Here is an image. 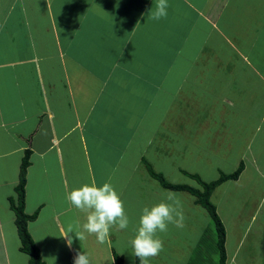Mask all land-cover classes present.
<instances>
[{
    "label": "crops",
    "instance_id": "obj_1",
    "mask_svg": "<svg viewBox=\"0 0 264 264\" xmlns=\"http://www.w3.org/2000/svg\"><path fill=\"white\" fill-rule=\"evenodd\" d=\"M157 3L0 0V264H30L29 256L21 251L10 202L16 198L21 164L28 150L25 212L38 214L29 223V231L45 264H50L46 252L54 253L50 248L53 244H61L68 255L58 256L56 264H63L65 257L68 264H74L78 252L86 253L91 264H116L118 254L110 242L99 244L95 235L87 234L82 241L76 238L87 214L77 210L67 196L93 182L98 187L110 183L115 191L120 182L129 184L128 173L136 168L134 150L138 148L135 152H140L138 163L142 164L146 150L153 145L152 133L161 131L143 126L149 115H160L158 96L166 99L162 118L180 99V109L187 113V120L182 119L183 129L188 121L196 126L198 119L214 120L210 114L196 118L203 114L198 107L191 111L197 104L189 98L196 95L202 101L209 95L215 102H223L225 121L217 122L222 130L204 131L203 136L208 134L212 145L222 138L223 149L233 156L225 160L233 166L228 175L244 165L239 179L224 182L212 194L224 190L218 202L229 224L211 199L226 227L227 264H264V130L256 131L264 122V59L259 52H247V47L254 46L249 26L241 23V35L248 37V43L242 40V50L233 43L234 28L227 32V24L240 18L238 9L259 5L263 11L264 0H168V16L159 21L152 19ZM175 21L183 24L180 31H174L179 27ZM256 29L260 33L257 40L263 44V22H258ZM212 40L216 43L211 45ZM224 46L229 50H223ZM233 50L243 59L242 65L231 61ZM205 53L211 55L207 64L217 56L227 59L229 55L227 64L216 62L228 70L227 75L244 69L239 91L232 88L234 97L229 89L226 94L216 92L224 81H215L213 88L202 77L205 73H198V60ZM257 53V57H249ZM186 87L190 88L187 92ZM124 96H131L133 103L144 100L140 118L131 112V117L129 112L122 115L123 109L116 113V104ZM208 121L203 122L202 130L211 125ZM238 132L236 153H228L234 149ZM192 206L199 210L195 196ZM213 227L217 251L212 263L210 256L188 255L185 261L178 253L161 252L149 264H219L217 231L211 217L203 228L199 226L195 247H203L206 231ZM66 234L72 239L71 247ZM123 245L119 243V247ZM119 256L129 264L123 253ZM137 261L135 257L133 264Z\"/></svg>",
    "mask_w": 264,
    "mask_h": 264
},
{
    "label": "rangeland",
    "instance_id": "obj_2",
    "mask_svg": "<svg viewBox=\"0 0 264 264\" xmlns=\"http://www.w3.org/2000/svg\"><path fill=\"white\" fill-rule=\"evenodd\" d=\"M260 6L261 1L259 2ZM259 6V5H258ZM257 5L254 7H242V9H238L239 12V20L233 23L232 25L227 24V32H230L233 28V43L242 50V40L247 41L246 37H242L240 30H242L241 23L245 28H248L249 26V37L252 38V43H254V46L252 48H248L245 46V49L247 47V52L250 51L251 53L259 52L261 54V58L264 59V43L262 44L260 41L257 40V35L259 36L260 33L256 29V25L258 22L262 23L264 26V10H259L261 7H258ZM245 8V11H244ZM231 6L228 8V14H230ZM259 14V17L257 15ZM256 20V22H255ZM189 21V20H187ZM175 21L174 25L177 24ZM222 24V23H221ZM183 24L178 22V26L174 29V31H180ZM237 27H236V26ZM258 28V27H257ZM236 33V34H235ZM258 33V34H257ZM178 34V33H176ZM264 34V33H263ZM264 41V39H262ZM216 43V40H212L211 45ZM257 45V48H256ZM223 50H229L228 46H224ZM254 51V52H253ZM232 58L231 61L234 64L242 65L243 59L236 55L235 51H232ZM229 53H227L228 55ZM258 53L255 55H250L249 57H257ZM208 53H205L200 56L199 62L197 65V71L200 74L201 72L205 73L202 77L209 82L212 83L211 86L215 88L216 84L215 81H224V85L218 87L216 92H219L220 95L224 92V94L231 91V97H234L233 90H238L240 88V81L243 79L241 76V72L244 71V69H236L231 75H227L226 68H221L219 64L216 62H219L222 64L228 63L229 55L227 59H223L220 56H217V59H214V61H210V64H207L206 61L208 60ZM222 61V62H221ZM204 68V69H203ZM245 68V67H244ZM203 69V71H202ZM248 77L255 78V75L249 74ZM230 78L234 80V82H230L228 80L226 82V79ZM251 79V78H246ZM210 86V87H211ZM190 90L189 87H186L184 89ZM119 91V89H118ZM123 91V90H122ZM187 92V91H186ZM116 95V91L114 93ZM193 95V94H191ZM229 96V95H228ZM131 96H124L123 98H120L117 107H116V113L120 112L121 109H123L124 112L121 114H125V112H129V115L131 117V113L138 118L141 116V112L144 111V100H138L133 103V101L129 100ZM169 98H172V96H169ZM157 99L159 100L160 104L162 106L165 105L166 99L162 97V99L158 96ZM201 96L196 95L193 97H190L189 100L193 101L196 105L192 110H195L197 107L200 108V111L203 112L202 115L196 117V118H203V116L211 115L213 118L210 119H198V122L196 126L190 123H187L186 130L182 127V119H186L187 113L180 109V105H182L180 99L177 100L176 103H172L170 105V111L166 114H164L163 118V107L160 106V115L155 117V114L149 115V117L145 120L143 123L144 125L149 126L151 130H161L160 133L153 132V138L154 140L151 142L153 145L151 147H148L146 150V154L143 156L144 161L141 164L138 163V160L140 158V152L134 150V160L133 166L134 168L131 173H128V176L130 177L129 184L125 185V182H120L116 185V192L120 196L121 200L124 203L125 211L129 217V226L124 231H115L114 229L110 230V233L112 236V240L109 241L111 245L116 249V253L119 256L121 253H123L126 256V260L129 261V264H133L135 261V255L133 252V248L131 246L130 241L134 239V237L131 234H136V230L139 227V219L142 215V209L144 207L151 208L155 204L166 201V197L168 194L174 195L175 199L179 201L180 207L183 209V213L185 216L184 221V227L183 228H176L172 225H169V229L167 233H160L159 238L164 241V253L167 255H175L178 253L179 255H183L186 261V258L188 255H197L199 256H210L211 259L214 258V255L217 251L216 244V236H215V228L213 227L209 231H206L205 235V241L203 243V247L201 249H197L195 247L196 243L198 242V230L203 228L205 226V220H208L211 216L206 208H204L202 205L199 206V210L196 211L194 206H192V199H194V195L189 193L188 191H172L170 189L164 188L160 180L158 178L154 177L151 170L153 169L157 175H160L164 180H166L168 183H174V184H180V185H188L197 189H200L203 191V183H211L215 180H218L223 175H228L229 172H231L232 163H226V159L230 161L233 156L231 154H227L225 149H223L222 145V138H220V142L217 141L215 143L210 144L208 141V134L206 136H203V132H207L210 130V132L218 133L219 129L222 130V127L217 126L218 121H225L224 119V113H221L222 111V104L223 102H215L213 98L209 95L207 97H203V101L200 100ZM129 102H128V101ZM237 100V98H235ZM143 102V104L141 103ZM126 104H128V107H126ZM205 104V105H204ZM241 104V102H240ZM121 105V106H119ZM240 106V105H239ZM126 108L128 110L126 111ZM131 112V113H130ZM162 112V113H161ZM205 112V113H204ZM118 115V114H116ZM127 116V114H125ZM120 116V114H119ZM221 116V118H220ZM228 119V118H227ZM187 120V119H186ZM209 120V121H208ZM216 120V121H215ZM208 121L210 126H207L206 129L202 130V126L204 125L203 122ZM200 123V124H199ZM220 125V124H219ZM210 128V129H209ZM142 132H144V129H141ZM223 133V132H222ZM221 133V137L223 134ZM152 134L150 136L152 137ZM241 132L235 134V140L236 137H240ZM143 142L148 143L150 139H147ZM140 141L139 143H141ZM232 149V152L228 153H236V144H240V141L234 144ZM144 144V143H143ZM189 144L190 146H188ZM220 144V145H219ZM219 149L215 150L217 147ZM213 147V148H212ZM215 148V149H214ZM233 155V154H232ZM223 159V160H222ZM152 168V169H151ZM132 174V175H130ZM125 188V189H124ZM224 190H219L218 194L215 193L214 196L211 197L218 207L220 206V210L223 214V216L226 218L227 223L229 224V220L227 219L226 211L221 209V204L218 202V196L221 197L220 193ZM214 197V198H213ZM212 201V200H211ZM218 202V204H217ZM213 203V202H212ZM196 211V212H195ZM200 212V213H199ZM200 220V221H198ZM119 236V237H117ZM59 239V237H57ZM43 248L44 243L42 240H40ZM119 243L126 244L123 245V247H119ZM205 244V245H204ZM48 246V245H47ZM202 246V244L200 245ZM104 247V246H103ZM215 247V248H214ZM49 248V247H48ZM50 248H54V253L46 252V255L48 257V260L50 264H56L57 260L59 259L58 256L67 255L65 252V248L61 244H53L50 246ZM184 249L182 251L181 249ZM47 249V248H46ZM108 252V251H107ZM108 256L107 259L110 260L109 253H106ZM56 256V257H55ZM176 256V255H175ZM181 257V256H180ZM183 259V257H181ZM68 257H65L62 260L63 264H68ZM201 260V259H200ZM212 263V261H211ZM127 264V263H126ZM201 264V262H200Z\"/></svg>",
    "mask_w": 264,
    "mask_h": 264
},
{
    "label": "clouds",
    "instance_id": "obj_3",
    "mask_svg": "<svg viewBox=\"0 0 264 264\" xmlns=\"http://www.w3.org/2000/svg\"><path fill=\"white\" fill-rule=\"evenodd\" d=\"M168 0H158L153 20L159 21L168 16ZM264 130V122L257 126V133ZM67 199L80 212L86 213V222L82 225V231L75 233L78 240L82 241L87 235H95L99 244L109 242L110 230H125L129 226V217L125 211L124 203L110 183L97 186L94 182L84 184L71 191ZM185 216L179 201L174 195L168 194L166 201H161L151 208L144 207L139 219V227L134 239L130 241L135 257L140 264H149L150 259L156 258L164 251V241L159 238L160 233H167L169 225L183 228ZM69 233H72L71 226ZM68 246L71 247L72 239L69 234ZM74 264H91L86 253H77Z\"/></svg>",
    "mask_w": 264,
    "mask_h": 264
},
{
    "label": "trees",
    "instance_id": "obj_4",
    "mask_svg": "<svg viewBox=\"0 0 264 264\" xmlns=\"http://www.w3.org/2000/svg\"><path fill=\"white\" fill-rule=\"evenodd\" d=\"M30 156L31 152L29 150L26 151L21 164L20 180L16 188V198H11L10 202L11 208L16 215V226L21 240V251L29 256L30 264H45L42 259L41 251L29 231V223L34 221L38 217V214L28 215L25 212L27 173L30 166ZM243 169L244 165L242 164L233 174L223 175L218 180L211 183H203V191L188 185H174L168 183L164 178L151 170L153 176L160 180L163 187L174 191H188L196 197V202L198 204L207 209L216 226L218 237L217 245L220 253L219 264H227L228 259L226 249V227L217 212L216 206L211 201V196L214 190L224 182L239 179ZM116 264H124L123 258L116 256ZM137 264H140L139 259Z\"/></svg>",
    "mask_w": 264,
    "mask_h": 264
}]
</instances>
